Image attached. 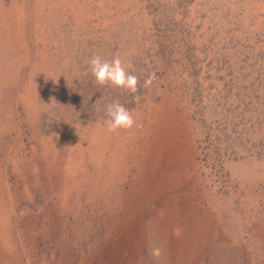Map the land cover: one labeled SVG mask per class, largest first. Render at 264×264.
Segmentation results:
<instances>
[{"label": "rangeland", "instance_id": "rangeland-1", "mask_svg": "<svg viewBox=\"0 0 264 264\" xmlns=\"http://www.w3.org/2000/svg\"><path fill=\"white\" fill-rule=\"evenodd\" d=\"M0 264H264V0H0Z\"/></svg>", "mask_w": 264, "mask_h": 264}, {"label": "clouds", "instance_id": "clouds-1", "mask_svg": "<svg viewBox=\"0 0 264 264\" xmlns=\"http://www.w3.org/2000/svg\"><path fill=\"white\" fill-rule=\"evenodd\" d=\"M89 68L95 83L101 86L110 85L122 88L133 94V100L139 101V77L128 69L132 64L123 63L119 56L111 60L103 59L99 55H93L89 61ZM156 79L155 73H150L143 82V87L148 88ZM106 125L108 131L116 132L119 129H131L137 125L132 111L126 108L119 100H113L105 106Z\"/></svg>", "mask_w": 264, "mask_h": 264}, {"label": "trees", "instance_id": "trees-1", "mask_svg": "<svg viewBox=\"0 0 264 264\" xmlns=\"http://www.w3.org/2000/svg\"><path fill=\"white\" fill-rule=\"evenodd\" d=\"M202 124L200 123V126ZM204 134L201 138H199V148L200 152L202 153V161L207 162L209 159L208 152L210 148V141L208 139V132H207V126L206 128L203 127Z\"/></svg>", "mask_w": 264, "mask_h": 264}]
</instances>
